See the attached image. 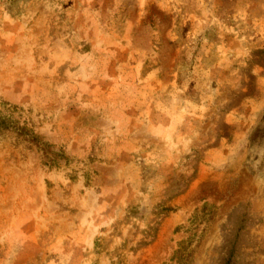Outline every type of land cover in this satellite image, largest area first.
Segmentation results:
<instances>
[{"label": "rangeland", "instance_id": "rangeland-1", "mask_svg": "<svg viewBox=\"0 0 264 264\" xmlns=\"http://www.w3.org/2000/svg\"><path fill=\"white\" fill-rule=\"evenodd\" d=\"M1 102L0 264H264V0H0Z\"/></svg>", "mask_w": 264, "mask_h": 264}, {"label": "trees", "instance_id": "trees-1", "mask_svg": "<svg viewBox=\"0 0 264 264\" xmlns=\"http://www.w3.org/2000/svg\"><path fill=\"white\" fill-rule=\"evenodd\" d=\"M13 107L6 102L0 103V137L5 132L11 133L16 141L20 138L31 140L33 143L39 144V148L43 147V143H40L38 137L33 132L21 126L18 121L14 120L12 116ZM4 112L6 114H4ZM186 248L183 244L175 252V258L178 264H184L186 258Z\"/></svg>", "mask_w": 264, "mask_h": 264}]
</instances>
